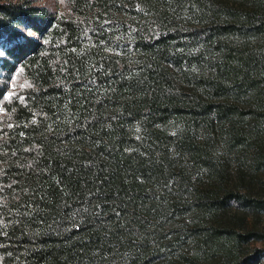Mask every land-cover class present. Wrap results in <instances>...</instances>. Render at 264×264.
<instances>
[{"label": "trees", "instance_id": "16d2710c", "mask_svg": "<svg viewBox=\"0 0 264 264\" xmlns=\"http://www.w3.org/2000/svg\"><path fill=\"white\" fill-rule=\"evenodd\" d=\"M63 4L0 0V264H260L264 0Z\"/></svg>", "mask_w": 264, "mask_h": 264}, {"label": "rangeland", "instance_id": "374dc122", "mask_svg": "<svg viewBox=\"0 0 264 264\" xmlns=\"http://www.w3.org/2000/svg\"><path fill=\"white\" fill-rule=\"evenodd\" d=\"M36 4L38 5H43L46 6L48 8H50L51 10H57L58 12H61L63 10V0H35ZM251 225H253L252 221L250 220ZM256 226L261 229L264 230V220H260L256 223ZM257 247H261L264 248V241H256L254 243H251L250 248L251 249H255ZM260 264H264V258L262 259V261L260 262Z\"/></svg>", "mask_w": 264, "mask_h": 264}]
</instances>
